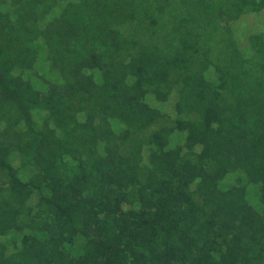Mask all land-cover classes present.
Instances as JSON below:
<instances>
[{"label":"trees","instance_id":"1","mask_svg":"<svg viewBox=\"0 0 264 264\" xmlns=\"http://www.w3.org/2000/svg\"><path fill=\"white\" fill-rule=\"evenodd\" d=\"M0 264H264V0H0Z\"/></svg>","mask_w":264,"mask_h":264}]
</instances>
